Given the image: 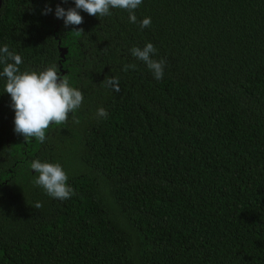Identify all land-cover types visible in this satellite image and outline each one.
<instances>
[{
	"label": "trees",
	"instance_id": "trees-1",
	"mask_svg": "<svg viewBox=\"0 0 264 264\" xmlns=\"http://www.w3.org/2000/svg\"><path fill=\"white\" fill-rule=\"evenodd\" d=\"M58 4L75 0L0 7L20 70L55 65L83 95L26 141L0 76V264H264V0H142L136 23L81 9L67 27ZM148 42L161 80L131 55ZM37 159L59 163L74 195L37 186Z\"/></svg>",
	"mask_w": 264,
	"mask_h": 264
},
{
	"label": "clouds",
	"instance_id": "clouds-1",
	"mask_svg": "<svg viewBox=\"0 0 264 264\" xmlns=\"http://www.w3.org/2000/svg\"><path fill=\"white\" fill-rule=\"evenodd\" d=\"M142 0H75V7L65 9L59 4L55 8V16L63 19L65 27L80 25L83 17L79 10H84L89 15L104 17L111 15L110 8L125 9L129 13V21L137 22L135 9ZM53 10L47 6L42 14H49ZM151 25V18L145 17L140 21V27L146 28ZM72 32L80 35L83 29L73 28ZM157 49L151 42L143 48L134 46L131 55L144 62L152 72L154 79L161 80L164 76L165 61L153 59ZM0 64H4L0 76L6 77L4 92L11 96V107L15 111L14 131L23 135L28 141L35 138L40 143L46 139V130L53 123L60 125L68 121L69 113L77 110L83 101L82 92L69 84L66 75H61L56 66L52 65L42 71H21L19 65L22 58L14 51H10L8 45L0 48ZM135 68V65H125L124 70ZM108 85L116 92L120 91L117 78L108 80ZM107 111L101 107L97 110V117H107ZM75 122H79L73 117ZM30 167L38 175L35 184L43 187L45 192L60 200H67L74 195V190L67 183L69 177L59 163L41 162L34 160ZM32 207L39 209L40 202Z\"/></svg>",
	"mask_w": 264,
	"mask_h": 264
},
{
	"label": "water",
	"instance_id": "water-1",
	"mask_svg": "<svg viewBox=\"0 0 264 264\" xmlns=\"http://www.w3.org/2000/svg\"><path fill=\"white\" fill-rule=\"evenodd\" d=\"M1 3H2V0H0V7H1ZM60 51H61V56H63V53L66 52V49L65 48H60Z\"/></svg>",
	"mask_w": 264,
	"mask_h": 264
}]
</instances>
